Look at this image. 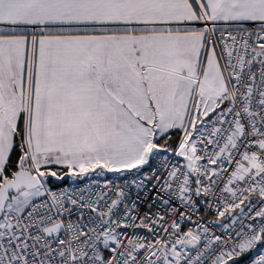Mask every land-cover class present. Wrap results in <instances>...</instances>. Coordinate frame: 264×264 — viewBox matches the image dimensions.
Listing matches in <instances>:
<instances>
[{
  "label": "snow or ice",
  "instance_id": "obj_1",
  "mask_svg": "<svg viewBox=\"0 0 264 264\" xmlns=\"http://www.w3.org/2000/svg\"><path fill=\"white\" fill-rule=\"evenodd\" d=\"M0 264H264V0H0Z\"/></svg>",
  "mask_w": 264,
  "mask_h": 264
},
{
  "label": "built area",
  "instance_id": "obj_2",
  "mask_svg": "<svg viewBox=\"0 0 264 264\" xmlns=\"http://www.w3.org/2000/svg\"><path fill=\"white\" fill-rule=\"evenodd\" d=\"M205 135H207V133H205ZM109 176H111L112 174H108ZM99 179V178H98ZM86 181H77L76 184H70V182H66L64 183L65 187L71 186V187H76L77 184L80 186H84Z\"/></svg>",
  "mask_w": 264,
  "mask_h": 264
},
{
  "label": "trees",
  "instance_id": "obj_3",
  "mask_svg": "<svg viewBox=\"0 0 264 264\" xmlns=\"http://www.w3.org/2000/svg\"><path fill=\"white\" fill-rule=\"evenodd\" d=\"M66 182H68V181H66ZM66 182H64V183H66Z\"/></svg>",
  "mask_w": 264,
  "mask_h": 264
}]
</instances>
